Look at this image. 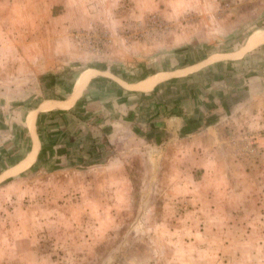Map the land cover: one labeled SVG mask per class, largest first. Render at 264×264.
<instances>
[{"label":"rangeland","instance_id":"obj_1","mask_svg":"<svg viewBox=\"0 0 264 264\" xmlns=\"http://www.w3.org/2000/svg\"><path fill=\"white\" fill-rule=\"evenodd\" d=\"M48 16H63V27H51ZM258 29L264 0H0L3 39L11 34L17 48L24 38L34 46L44 39L50 47L55 40L70 45L83 55L62 58L72 71L138 75L144 61L108 59L109 51L152 49L159 66L163 54L233 48ZM72 71L48 72L45 82L57 76L68 88ZM70 116L55 117L54 126L70 132L44 136L34 166L0 178V264H232L227 258L237 247L224 243H264V111L226 139V181L188 184L184 193L169 182L174 169L133 138L109 144L98 120ZM70 150L74 156L66 158ZM252 250L260 264V250Z\"/></svg>","mask_w":264,"mask_h":264},{"label":"crops","instance_id":"obj_2","mask_svg":"<svg viewBox=\"0 0 264 264\" xmlns=\"http://www.w3.org/2000/svg\"><path fill=\"white\" fill-rule=\"evenodd\" d=\"M46 19L59 28L66 20L63 16ZM12 39L11 34L0 36V178L34 166L44 136L51 132L40 136L44 119L64 115L70 121V115H87L98 120L109 144L129 136L148 149L152 160L173 168L175 175L169 176V182L180 185L181 192L187 191L188 184L220 185L231 164L226 139L236 125H251L253 115L264 111V29L250 32L233 48L197 57L201 50L187 48L163 54L159 66L151 58L152 49L138 54L135 45L109 51L108 59L133 65L144 61L147 67L134 78L123 70L72 71L74 66L62 58L75 61L83 55L70 45L57 44L53 36L52 47L46 39L34 46L24 38L17 48ZM71 71L77 73L68 88L57 76L51 85L45 82L48 72ZM49 92L52 96L46 95ZM39 115L47 117L38 126ZM53 127L56 136L59 127ZM198 169H202L198 177L192 176ZM224 244L237 247L227 258L232 264H254L252 248L260 250L257 260L263 264L262 241L233 239ZM243 244L250 246L242 250Z\"/></svg>","mask_w":264,"mask_h":264},{"label":"trees","instance_id":"obj_3","mask_svg":"<svg viewBox=\"0 0 264 264\" xmlns=\"http://www.w3.org/2000/svg\"><path fill=\"white\" fill-rule=\"evenodd\" d=\"M140 68V67H139ZM137 75H133V78L134 77H136ZM63 116L64 115H57L56 117H59V118H63ZM45 117H47V115L46 116H44V115H39L38 116V120H37V124H38V126L41 124V119H44ZM57 118H54V115H50L49 117H48V119L46 120V119H44V128H43V131L41 132V129H39L38 130V132H39V134H40V136L42 137V135H43V133H45V130H47L48 129V127H50V126H54V125H57V120H56ZM57 121V122H56ZM59 124V123H58ZM65 127H67V126H65ZM53 129L51 130V132H49L48 134H53ZM60 132V133H59ZM68 132H70V131H68V129H62V127L61 126H59V128H58V130H56V133H59V134H63V136L64 135H66ZM67 136V135H66ZM88 138H90V136L88 137ZM66 143V145L67 146H69V145H73V146H78V143H77V141H73V140H71V141H69L68 139H66V141H65ZM44 149V148H43ZM43 149H42V151H41V153H40V155H39V157H38V161L43 157ZM74 156V153H73V151L72 150H70V151H67V153H66V158H72Z\"/></svg>","mask_w":264,"mask_h":264}]
</instances>
